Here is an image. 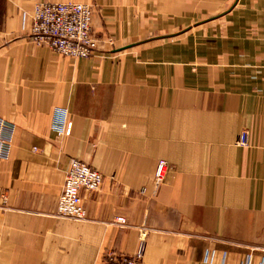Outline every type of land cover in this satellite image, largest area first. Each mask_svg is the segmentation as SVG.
Returning a JSON list of instances; mask_svg holds the SVG:
<instances>
[{
    "label": "crops",
    "instance_id": "obj_1",
    "mask_svg": "<svg viewBox=\"0 0 264 264\" xmlns=\"http://www.w3.org/2000/svg\"><path fill=\"white\" fill-rule=\"evenodd\" d=\"M70 2L86 60L31 37ZM0 119V264H264V0H0ZM72 161L103 178L78 222L55 216Z\"/></svg>",
    "mask_w": 264,
    "mask_h": 264
},
{
    "label": "built area",
    "instance_id": "obj_2",
    "mask_svg": "<svg viewBox=\"0 0 264 264\" xmlns=\"http://www.w3.org/2000/svg\"><path fill=\"white\" fill-rule=\"evenodd\" d=\"M92 11L88 5L38 4L32 12L31 37L38 44H45L59 57L86 60L97 51V42L91 34ZM63 132L69 134L70 125ZM12 126L0 119V160L8 157ZM248 133L243 131L234 140V146L245 148ZM172 169L159 162L154 173V185L161 186ZM103 184L102 176L80 161H72L65 173L64 183L57 198L55 216L59 219L83 221L85 210L81 193L98 192ZM143 253L133 257L110 255L107 264H144Z\"/></svg>",
    "mask_w": 264,
    "mask_h": 264
}]
</instances>
